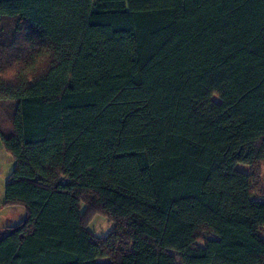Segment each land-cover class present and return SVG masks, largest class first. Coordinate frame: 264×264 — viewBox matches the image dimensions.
Instances as JSON below:
<instances>
[{"label":"trees","instance_id":"trees-1","mask_svg":"<svg viewBox=\"0 0 264 264\" xmlns=\"http://www.w3.org/2000/svg\"><path fill=\"white\" fill-rule=\"evenodd\" d=\"M0 103V264H264V0H0Z\"/></svg>","mask_w":264,"mask_h":264},{"label":"rangeland","instance_id":"rangeland-1","mask_svg":"<svg viewBox=\"0 0 264 264\" xmlns=\"http://www.w3.org/2000/svg\"><path fill=\"white\" fill-rule=\"evenodd\" d=\"M215 101L219 102L217 97ZM15 104L0 103V132L3 136H9L12 133V118L15 111ZM14 159L6 152L0 137V240L5 236L6 230L11 227H17L26 218V211L21 206H6V185L14 170ZM237 169L249 174L252 178V193L254 200H264V160L255 163L252 166L238 165ZM85 207H83V210ZM89 228L98 237L108 236L114 227V224L103 214L94 213L89 216ZM199 246L204 247V243ZM175 256L176 253L173 252ZM101 262H107L108 259H102ZM180 264V263H179Z\"/></svg>","mask_w":264,"mask_h":264}]
</instances>
